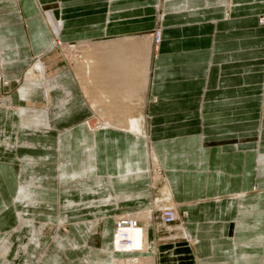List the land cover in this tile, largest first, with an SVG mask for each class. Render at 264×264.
<instances>
[{"label":"crops","instance_id":"0c3cea01","mask_svg":"<svg viewBox=\"0 0 264 264\" xmlns=\"http://www.w3.org/2000/svg\"><path fill=\"white\" fill-rule=\"evenodd\" d=\"M157 1L0 0V77L11 81L3 90L12 93L9 103L7 98L0 105V247L6 243L0 264H31L36 248L44 255L42 264H111L114 217L150 205L147 145L165 171L173 200L187 214L183 221L195 243L186 256L197 264H264V25L259 22L264 0H166L148 89L150 141L129 130L96 132L93 149L86 148L84 189L70 191L74 200H84L61 209L70 213L62 218L67 234L39 238L33 230L49 221L21 220L24 211H41L52 191L50 174H36L49 166L43 161L49 156L35 141V134L44 133L30 120L38 113L27 109L30 102L37 104L33 90L41 84L24 83L12 92L14 80L54 36L90 42L151 36L158 27ZM110 65L118 74L123 71L116 66H128ZM50 87L60 98L48 112L50 130L72 128L92 116L70 69L54 76ZM19 105L26 113L24 124ZM122 139L129 142L123 146L128 157L121 155ZM20 185L27 193L18 192ZM57 196L59 201L62 195ZM160 233L150 224L153 257L161 248ZM29 238L37 240L31 254L25 248ZM190 258L167 254L162 262L156 256L158 264H196Z\"/></svg>","mask_w":264,"mask_h":264},{"label":"rangeland","instance_id":"374dc122","mask_svg":"<svg viewBox=\"0 0 264 264\" xmlns=\"http://www.w3.org/2000/svg\"><path fill=\"white\" fill-rule=\"evenodd\" d=\"M165 1L166 0L157 1L155 9L158 11V27L151 34V36L106 38L92 42H90L91 40L87 41L84 39L65 41L61 36H54L48 49H46L42 54L34 56L32 64L27 71H25L20 78L14 80L11 87L12 92H18L24 83H31L33 85L35 83L41 84L37 89H35V92L33 90V93L35 94L34 96L38 100L36 101L37 104L32 106L33 103L30 102L27 109H31L30 107H32L34 108L36 114L38 113L37 115H34V117L30 118L35 127L43 129L44 133L47 129L50 132H53V134H35V141L38 142V150H40V152H44L43 150H46L48 153L45 158L49 156L46 160H43L47 161L49 166H42L43 168L36 171V174L38 176L47 173L50 174L51 181H47V186L50 185L51 187L49 190L52 191L51 195L46 194L44 202L40 204V206L44 209H42L43 212L42 210H30L28 213L24 211L23 214L25 217L23 216L21 218L23 222L30 219H35L34 221H37V218L38 220L41 218V220H46V222L49 221L45 225H38L37 227L39 230H33L34 233H39V238L45 237L51 239L58 233L61 236L67 234V225L64 224L65 222L62 218L66 215L69 216L70 213H64L61 209L72 208V203L74 201L79 202L84 200V196L77 198L78 200H74L70 191L77 190L78 188L84 189V183H82L80 179L82 176L84 177V170L86 168L84 166V160L86 161L87 156L90 155V151H86V148L88 145L90 147L94 146L96 132L109 129H119L125 133L131 134L132 132L129 131H133L135 133H132L131 135L136 136L138 139H143L146 143L147 140L150 141L148 132L149 129L146 133L138 134L137 132L140 130L134 129L131 121L132 119L138 120L143 118L142 123L138 122L136 125V127H140V129L142 127L143 130H145L144 122L145 124L147 123V127L149 125V119L146 115L148 89L150 87L152 76L153 61L156 57V48L162 42V28L159 27V19H161L163 15L162 5ZM261 17H263V19ZM260 18V24L264 25V15L260 16ZM45 22L48 26L51 25L47 20H45ZM120 46L124 48L123 51H118V47ZM111 63H127V67L119 68L115 65V69L119 70V72H124V70L125 72H130V75L123 72L122 74H118L117 72L115 73L113 70L108 69L113 68V66L110 65ZM133 66H136L134 72L131 69ZM90 68L91 72L89 71ZM69 69L75 75L81 92L85 95L88 104L92 109V116H89L87 119H83L84 121L78 123L75 127L64 128L62 131H52L49 129L48 112L55 102H59L60 98L58 99L56 95L52 96L50 80L64 71H69ZM88 71L90 73H88ZM10 82L11 81L0 77V105L3 104L7 98L9 103V97L12 93H5L3 87L4 85H10ZM66 96L67 95H63L61 97L60 103L65 100ZM31 97L29 99L35 102ZM25 105L26 103L24 102L22 106ZM18 107L20 108V105ZM9 108L16 110V107H12V105L9 106ZM26 112L31 114L29 110H26ZM18 114L20 115V122H25L26 113L23 108L18 109ZM90 122L93 128L89 127ZM67 123V121L64 122V125ZM84 130L88 131V133L85 134ZM101 136L103 137V135H100L99 137L102 138ZM127 143L129 142H126V139H122L121 155L124 157L129 156L127 153L128 151L123 149V146ZM146 151V158L149 162L146 177H148L150 184V205L145 210L135 212H139V215H142L144 211L147 213L149 212L150 220L148 219V221H151L150 224L153 227L155 226V228L161 232V236L159 238L161 248L158 250V254L156 253L153 257L150 253L151 243H149V253L143 250L137 254L138 257L134 254L133 256L135 257L131 256L129 258L141 259L142 256L147 258L145 255L149 254L153 257V260L148 264H158V260L156 259L157 255L161 256V261L164 262L166 255L171 254L175 260L178 258L180 261H185L191 257L186 256L185 251H189V245L195 243V240L192 236H190L189 232L185 228L183 221L187 214L181 212V209H183L182 207L184 206H179L180 204L173 200L165 171L160 166L159 161L155 160V151H153V149H151L148 145ZM91 153L93 154V151ZM49 167H51V169ZM68 178L74 180L68 182L66 181ZM77 178H79V180H76ZM59 179L61 180L59 181ZM56 187L57 190H55ZM20 189L27 193L24 190L25 188L21 187V185L18 188V192ZM58 194L62 195L59 201V196H57ZM28 197H30V199L33 198V196L29 194ZM77 204L80 205L79 203ZM135 212L122 213L114 217L115 229V221L120 218V216H128L129 214ZM172 214L173 216H171ZM79 215L80 214L75 213V216H78V218ZM182 224L184 225L183 230H181ZM49 228L50 230L54 229L55 233H49ZM149 231L150 227L148 226V235ZM155 234L156 233L154 232L153 238H155ZM1 237H4L3 233H1L0 238ZM36 242V239L32 240L29 238V245L25 247L27 249V254L33 253L31 246L34 247L33 243ZM5 247L6 243L3 241L0 251ZM37 249L39 248H36V254H31V264H42L44 260V255L41 251H37ZM114 250L115 248H113L114 256H112L111 264L114 263V259L118 256H129L128 254H118L114 252ZM8 255L9 254L5 257H8ZM31 255L29 257H31ZM191 259L193 258L191 257L189 260ZM193 261H195V259H193ZM196 262L197 261H195V263Z\"/></svg>","mask_w":264,"mask_h":264},{"label":"bare ground","instance_id":"6f19581e","mask_svg":"<svg viewBox=\"0 0 264 264\" xmlns=\"http://www.w3.org/2000/svg\"><path fill=\"white\" fill-rule=\"evenodd\" d=\"M119 48L122 50L124 49L121 46ZM138 120L132 119L131 121L132 127L136 130H140L137 132L138 134L146 133L148 130V127L145 124V122H144L145 130H143L142 127L141 129L140 127H136L138 122L142 123V119H138ZM89 127L93 128L91 126V122L89 123ZM138 213L139 212H135V213L129 214L128 216H122L119 218L121 219L120 220L121 223H124V225H121L120 228L117 227V229H115L114 236H113V245H114L113 248H115L114 252L118 254H128L129 256H133L134 254L135 256H137V254H139V252L143 250L149 253L147 227L148 226L150 227L151 221H148V219L150 220L149 218L150 214L149 212L147 213L146 211H144L142 215H139ZM143 218H146V219H143ZM123 240H125L126 242L123 243L122 242ZM145 256H147V258L142 256L143 257L142 260L145 264H148L150 261L153 260L152 256H148V255H145ZM134 260L141 261L139 258H134ZM131 262H132V259H131ZM114 264H120V261L115 259Z\"/></svg>","mask_w":264,"mask_h":264},{"label":"built area","instance_id":"2783aa9c","mask_svg":"<svg viewBox=\"0 0 264 264\" xmlns=\"http://www.w3.org/2000/svg\"><path fill=\"white\" fill-rule=\"evenodd\" d=\"M261 18L263 19V17H261ZM171 216H173V214ZM120 217H122V216H120ZM118 219H117L118 222L115 221V222H117V223H115L116 229H117V227L120 228L121 225H124V223H121V221H120L121 219H119V220ZM119 221H120V223H119ZM122 242L125 243L126 241L123 240ZM129 257H131V256H123V255H121V256H118L117 257L118 259L116 258V260H119L120 261V264H144V262L142 260L143 257L140 259L141 261L132 259V262H131V258H129ZM114 261H115V259H114Z\"/></svg>","mask_w":264,"mask_h":264}]
</instances>
